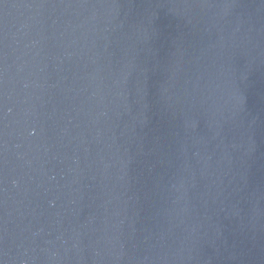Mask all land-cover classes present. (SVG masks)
Wrapping results in <instances>:
<instances>
[{"label": "water", "instance_id": "water-1", "mask_svg": "<svg viewBox=\"0 0 264 264\" xmlns=\"http://www.w3.org/2000/svg\"><path fill=\"white\" fill-rule=\"evenodd\" d=\"M0 264H264V0H0Z\"/></svg>", "mask_w": 264, "mask_h": 264}]
</instances>
